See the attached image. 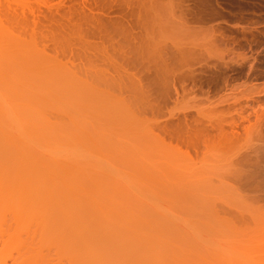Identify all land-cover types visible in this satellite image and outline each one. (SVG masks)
Instances as JSON below:
<instances>
[{"label":"rangeland","instance_id":"obj_1","mask_svg":"<svg viewBox=\"0 0 264 264\" xmlns=\"http://www.w3.org/2000/svg\"><path fill=\"white\" fill-rule=\"evenodd\" d=\"M0 26V264H264V0H0Z\"/></svg>","mask_w":264,"mask_h":264},{"label":"bare ground","instance_id":"obj_2","mask_svg":"<svg viewBox=\"0 0 264 264\" xmlns=\"http://www.w3.org/2000/svg\"><path fill=\"white\" fill-rule=\"evenodd\" d=\"M15 52H16V42H15V38H14V33H13V31H9L8 29H3L1 26H0V71H2L1 72V76L3 77L5 74H3L2 75V73H5V72H8V69L6 68V64L9 62V64L10 65H12L13 64V62L15 61ZM5 63V64H4ZM10 73L12 72V70L11 71H9ZM183 72V71H182ZM182 74V73H181ZM180 74V75H181ZM184 74V73H183ZM176 75H178V74H176ZM179 75V76H180ZM184 75H186V74H184ZM186 76H184V78H185ZM183 78V77H182ZM179 79V78H178ZM2 80H4V79H2ZM7 80V83H5V84H7V86L9 87V88H11V89H13V87H14V77H13V79L11 80V81H9L8 82V78L6 79ZM184 80V79H183ZM178 81V80H177ZM4 87V86H3ZM10 89V90H11ZM13 90H11V92H12ZM176 91H177V88H176ZM5 122V121H4ZM2 124V125H1ZM6 122L5 123H2L1 122V120H0V133L1 134H5V133H3V131H1L2 130V127L4 128V126H5V128H6ZM2 137V135H0V138ZM1 141H2V139H0V153H4L3 155H1L0 156V160H2V159H4L2 156H5L6 155V157L5 158H9V156H11V153L9 154L8 153V147L5 145V144H3V143H5V142H3L2 141V143H1ZM8 143H9V141H8ZM7 143V144H8ZM11 145V144H10ZM15 147V146H14ZM8 153V154H7ZM9 155V156H8ZM1 157H2V159H1ZM11 158V157H10ZM5 161L7 160V159H4ZM16 160V159H15ZM9 161H10V159H9ZM13 161V160H12ZM20 161V160H19ZM1 162V161H0ZM7 162V161H6ZM9 163V162H8ZM21 163V162H20ZM13 164V163H12ZM24 165V164H23ZM29 165H31V163L29 164ZM28 165V166H29ZM18 166V165H17ZM35 166V165H34ZM25 167V166H24ZM23 167V168H24ZM5 168V167H4ZM20 168V167H19ZM28 168V167H27ZM26 168V169H27ZM35 168V167H34ZM2 169V168H1ZM18 169V168H17ZM21 169V168H20ZM19 169V170H20ZM14 170H16V168L14 169ZM24 170V169H23ZM27 170H29V169H27ZM13 171V170H12ZM25 171V170H24ZM36 171V170H35ZM41 171V170H40ZM17 172V171H16ZM37 172V171H36ZM28 174V173H27ZM29 175V174H28ZM39 175H40V173H39ZM42 176H43V174H42ZM47 177H49V179L51 178L50 176H49V174L47 175ZM47 177H45V178H43V181H45V180H48L49 181V179L47 178ZM29 178V177H28ZM47 178V179H46ZM32 179V178H31ZM37 179V178H36ZM39 179V178H38ZM52 179H53V177H52ZM52 179H50L51 181H54V180H52ZM30 180V179H29ZM41 181V180H40ZM47 181H45V183H46ZM44 183V182H43ZM44 183V184H45ZM43 184V185H44ZM46 185V184H45ZM55 185V184H54ZM56 185H58L57 183H56ZM57 187V186H56ZM60 186L58 185V190L61 188H59ZM51 192V191H50ZM59 193H64V192H60V190H59ZM51 195H52V193H50ZM67 199V200H66ZM68 199H70L69 197H67V195H66V197L65 198H60L59 199V201L57 200V201H55V203H53L52 205H50L51 206V211H50V214H52V215H55L56 213H59V212H63L64 214H66L67 216H69L71 219H72V225H73V227H77V225H79V213H78V203L76 202L77 200H73V203H72V199H70V200H68ZM74 202H75V204H74ZM78 205V206H77ZM79 218V219H78ZM24 250H25V248H23ZM21 250V249H20ZM24 250H22V251H20V252H22V253H20L19 254V258L17 257V260L15 259V263H17V264H23L25 261H27V260H31L32 261V263L31 264H55V259L54 258H51V254L49 253V252H47V251H41V250H38L37 252H36V249H35V251H34V249L33 248H28V250H27V248H26V250L24 251ZM34 252V253H36V254H31L30 252ZM67 254H68V256H69V259L70 260H67L64 264H81V263H84L85 261H86V263L87 264H94L93 262H94V260H93V262L92 261H90V259H89V251L87 250V249H83V248H81V247H79V246H74V247H71L70 249H68V251H67ZM18 260L20 261V262H18Z\"/></svg>","mask_w":264,"mask_h":264}]
</instances>
